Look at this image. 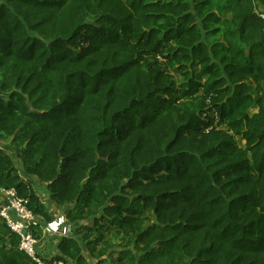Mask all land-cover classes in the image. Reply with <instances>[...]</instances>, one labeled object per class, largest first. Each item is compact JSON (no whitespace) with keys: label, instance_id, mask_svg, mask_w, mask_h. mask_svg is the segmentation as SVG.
I'll return each mask as SVG.
<instances>
[{"label":"trees","instance_id":"obj_1","mask_svg":"<svg viewBox=\"0 0 264 264\" xmlns=\"http://www.w3.org/2000/svg\"><path fill=\"white\" fill-rule=\"evenodd\" d=\"M260 10L0 0V189L53 222L25 178L37 177L82 223L57 260L264 264ZM0 264H38L1 218Z\"/></svg>","mask_w":264,"mask_h":264},{"label":"built area","instance_id":"obj_2","mask_svg":"<svg viewBox=\"0 0 264 264\" xmlns=\"http://www.w3.org/2000/svg\"><path fill=\"white\" fill-rule=\"evenodd\" d=\"M259 15L264 22V10H260ZM0 190L5 194V200L0 204V218L20 238V250L38 264H65L61 260L42 259L38 254L40 239L35 235L36 230L41 228L43 234L65 237L68 228L63 226L64 219L44 223L30 210L29 201L19 197L15 190Z\"/></svg>","mask_w":264,"mask_h":264},{"label":"crops","instance_id":"obj_3","mask_svg":"<svg viewBox=\"0 0 264 264\" xmlns=\"http://www.w3.org/2000/svg\"><path fill=\"white\" fill-rule=\"evenodd\" d=\"M30 183L34 184V187L37 191V193L41 196L43 203L45 204L47 211L52 215V221L58 220L60 218L64 219V227L68 228L67 235L65 237H75L76 239L81 238L78 235V227L82 223L73 224L71 223L67 216L66 211L68 208L66 207H58L50 197V192L47 188L46 184H43L39 181L37 177H25ZM5 200V194L2 193L0 190V204ZM41 230V228H39ZM42 237L38 246V254L39 256L46 260V261H53L57 260V257L59 256V243L63 236L61 235H47L43 234L42 230ZM89 256V255H88ZM90 264H99L96 260L89 259Z\"/></svg>","mask_w":264,"mask_h":264},{"label":"rangeland","instance_id":"obj_4","mask_svg":"<svg viewBox=\"0 0 264 264\" xmlns=\"http://www.w3.org/2000/svg\"><path fill=\"white\" fill-rule=\"evenodd\" d=\"M171 73H172L174 79L177 81V83H178V84H181V82H182V76H181L177 71H175V70L171 71ZM255 97H256V99L258 98L257 95H255ZM256 106H257V105H256ZM253 109H254V111L251 110L252 113H256V112L258 111V107H255V108H253ZM238 142H239V144H240L241 146L244 147L245 142L243 143L242 140H241L240 138L238 139ZM5 146H6V147H9L10 145H9V143H5ZM10 150H11V149H9V151H10ZM10 153H11V155L13 156V158L16 159V161H17V160H18L17 153H16V152L14 153L12 150L10 151ZM37 230H38V229H37ZM37 230H36V232H37ZM35 235H36V233H35ZM36 236H37V235H36ZM37 238H38V236H37ZM38 239L41 240V238H38Z\"/></svg>","mask_w":264,"mask_h":264},{"label":"bare ground","instance_id":"obj_5","mask_svg":"<svg viewBox=\"0 0 264 264\" xmlns=\"http://www.w3.org/2000/svg\"><path fill=\"white\" fill-rule=\"evenodd\" d=\"M42 232H43V230H42Z\"/></svg>","mask_w":264,"mask_h":264}]
</instances>
